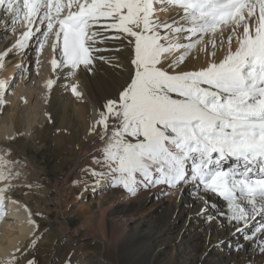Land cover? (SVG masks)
Returning <instances> with one entry per match:
<instances>
[{
  "label": "snow or ice",
  "instance_id": "6c2138e0",
  "mask_svg": "<svg viewBox=\"0 0 264 264\" xmlns=\"http://www.w3.org/2000/svg\"><path fill=\"white\" fill-rule=\"evenodd\" d=\"M173 9L175 16L159 19ZM0 24L17 34L0 51V68L10 52H25L33 38L46 42L50 35L58 53L51 67L69 76L81 69L91 74L97 60H119L97 53L130 46V81L106 100L90 129L99 128L102 141L93 156L98 167L88 170L93 183L133 196L153 186L199 184L226 202L230 215H221L234 231L262 218L254 232L264 252V0H0ZM110 40L122 43L103 47ZM197 48L207 51L206 66L185 72L162 66L169 59V67L183 64ZM218 49L225 50L219 61ZM7 87L0 79V103ZM78 88L70 85L81 97ZM8 163L0 154V180L8 179ZM6 191L0 188V208Z\"/></svg>",
  "mask_w": 264,
  "mask_h": 264
},
{
  "label": "bare ground",
  "instance_id": "6f19581e",
  "mask_svg": "<svg viewBox=\"0 0 264 264\" xmlns=\"http://www.w3.org/2000/svg\"><path fill=\"white\" fill-rule=\"evenodd\" d=\"M156 7L162 6L156 5ZM157 15L162 22L167 21L176 15V10L161 11ZM16 38V33H9L4 25L0 24V51L13 43ZM49 40H51L52 45L54 36ZM121 43V41L110 40L103 47L114 49ZM38 44L44 45L42 40L33 38L25 52L19 54L15 50L10 52L4 60L3 67L0 68V79L7 81L8 84L7 89L2 93V99L5 100L4 96L8 90L10 91L8 106L5 107V103H0V113L6 112L4 128L1 132V137L5 140H2L4 143H8L14 139L15 142L20 143L23 142L22 138H18L21 134L25 138L29 136L35 142L36 136L41 135L39 131L41 126L46 129V132L54 129L57 132L53 134V137L51 135L52 144L56 146V149L59 148L58 152L63 150L65 160H73L75 149L81 147L83 152L72 163L71 169L85 170L94 163L93 156L100 155L98 151L102 146V141L98 135L100 130L97 128L96 132L90 131L93 123L99 119V110L104 106L107 99L118 97L133 74L131 48L125 43L122 51L108 50L97 53V55L109 58L118 56L119 60H113L111 63L97 60L95 70L91 74L81 69L74 76H69L68 69L53 71L50 61L54 55L58 56V53H54L52 46L50 48L51 56L44 57L42 55L49 67L44 74L39 72V59L43 46L38 50ZM233 47H235V43ZM207 51H211L210 45ZM207 51H200L197 48L191 52L183 64L166 67L172 63L169 59L162 66L169 72L195 71L207 65L210 58ZM179 54L176 53L175 55L178 56ZM224 54V49H218L214 59L219 61ZM116 64L120 66L117 67ZM31 65V72L37 73L35 76L39 78L37 85L40 84L42 94L35 90L34 86L30 85L31 87L28 88L25 86V77L29 67L31 69ZM49 79L54 80L52 88L47 87ZM72 84H78V90L82 93L81 97L71 95L70 85ZM4 93L6 94L3 96ZM25 105L31 111V116L24 124L14 110L19 106L25 107ZM36 125H40V127L38 128ZM4 143H0V154L5 159L13 161L17 157L12 153L14 151L25 159L31 177H37L42 172V169H38L34 161L29 160L24 151L20 152L15 147L6 146ZM6 147L11 148V150L5 149ZM230 163L231 161H229ZM4 170L8 177L17 175L14 170L7 168ZM17 180L10 178L5 181L16 182ZM2 184L4 181L0 180V188H5L7 191L4 194L5 204L0 208V264H6L7 261L9 264L13 259L16 260V264H22L26 262L28 250H30L33 240L41 245L45 236L41 237L43 233L39 232L40 228L38 229L35 218L36 213L27 204L31 196H24L25 198L21 199V192L25 191V188L28 190L27 186L20 184L15 188L12 185ZM49 184L52 185L51 182ZM105 184L94 185L97 190L106 189L107 193L100 194L97 199L93 198L88 210H84V204L79 203L83 206L81 211L82 224H87L88 228L91 229L90 231L92 233L94 231L96 240L100 242L101 258L105 261L102 264H264V252L258 248L260 240L258 234L254 232L262 218H257L254 223L250 222L244 231H234L236 225L226 216L221 215V213H229L226 202L217 194L204 191L199 184L189 183L177 188H170L166 185L153 186L139 191L135 196L129 194L122 187L108 186L109 188H107ZM81 194L83 196L84 193ZM82 206L80 207L82 208ZM202 209L204 211H201ZM214 211L217 212L214 218L215 222L227 226V232L223 233L221 238L219 234V237L216 234L213 236L214 239H208L207 236L214 233L213 228L208 225L212 229L207 231L203 237L205 243L202 253L194 250L196 252L192 256L183 257L182 252H177L176 256L173 257L174 259L163 261L165 254L163 246L166 245L167 239L170 241L178 240V243H181L184 237L189 235L193 239L195 237L201 238L197 233L191 235V232L200 228L195 224L197 225L201 218ZM184 216L187 218L180 226L179 223L183 221ZM9 218L10 220H7ZM152 219L158 226L146 231L145 226L152 222ZM59 220L58 217L55 221L49 222L48 228L58 230L64 235L62 230L64 222ZM63 220L69 226L75 223L74 218L69 217ZM129 224H134V227L128 229ZM172 233L175 236L168 237ZM249 233L257 235L255 242L247 239ZM67 237L68 242L73 241L77 238V232L73 231ZM45 242L47 241H44V245ZM240 245L243 247H238Z\"/></svg>",
  "mask_w": 264,
  "mask_h": 264
},
{
  "label": "rangeland",
  "instance_id": "374dc122",
  "mask_svg": "<svg viewBox=\"0 0 264 264\" xmlns=\"http://www.w3.org/2000/svg\"><path fill=\"white\" fill-rule=\"evenodd\" d=\"M51 37L52 36L50 35L49 38L47 39L49 43L47 41L46 42L43 41L44 43L43 50H42V53L39 59L40 63H39L38 69H39V72L43 74L47 71L46 69H48L49 67V64L44 60V57L51 56V50H50L51 40H49L51 39ZM42 55L44 56L43 58H42ZM166 67H168V65ZM31 70H32V65H31V69L29 67V71L27 72V76H26L27 78L25 77V86L27 88L34 86L35 87L34 89L37 91H40V93L42 94L43 92H42L40 84L37 85L38 80H39V78L35 76L37 73L31 72ZM9 93L10 91L8 90L7 94L6 93L3 94V96L5 94L7 95V96L6 95L4 96L6 102L3 99V103H5L4 104L5 107L8 106L7 102H8ZM71 95L75 97V95L72 92H71ZM14 111L17 114V116L20 117V119L22 120V123L24 124L27 122V120L31 116V111L28 109L27 105H25V107L19 106L15 108ZM5 119H6V112L0 113V141H1L0 143L1 144L2 142L4 143L3 140H5L3 139V137H1V132L3 131V128H4L3 126H4ZM39 127L40 125L38 126V128ZM39 131L41 135L39 134L40 136L39 135L36 136L35 142H33V140L29 136H28L29 138L28 137L25 138L21 134H19L18 138H22L21 140H23V142L17 143L13 139L9 141L8 143H4L6 146L8 145V146L15 147L20 152L24 151L26 156H28L29 160L34 161L38 169H42V172H40V174L37 177H31L29 174L28 164L25 163L26 162L25 159L14 151H12V153L15 155V157L17 156L19 160L17 157L13 161L6 159L9 163L4 166V168H7L12 171L14 170V172L17 173V175L13 177L10 176L8 177V179L10 178L18 179L16 182L15 181L10 182V181L3 180L5 185H8V186L12 185V186H15V188L16 186H20V184L21 186L22 185L27 186L28 190H26L25 188L26 192L25 191L21 192L22 193L21 199L31 196L29 197L27 204L32 208V211L36 213L35 218L38 224V229L40 228L39 232L41 234L42 233L44 234V235L42 234L41 237L45 236V240H43V243L41 245L39 244V242L33 240L31 247L29 248L30 250H28V255L25 261L27 262V260H33L34 264H102V262L105 263V261L102 260L101 258L102 256L100 254L102 253L100 242L96 240V238L94 237L95 236L94 231L92 233L90 231L91 229L88 228L87 224L86 225L82 224L83 217L81 214V211L83 210V206H82L83 204L85 206L84 210H88V208L92 204L93 198L97 199L100 196V194L107 193L106 189L97 190V188L94 186L95 184L93 183V177L90 175V172L88 171L89 169H95L98 166L95 163H93L91 166H89V168L88 167L85 168V170H79L78 168L75 170H72L71 169L72 163L83 152L81 147H77L76 148L77 150L75 149L73 160H68V159L65 160L64 151L60 150L58 152L59 148L56 149V146L52 144L53 143L52 137L54 136L53 134L56 133L57 131L53 129V130H50V132L48 131L46 132V129H43L42 126L39 128ZM43 137H46V138H43ZM5 149L11 150V148L9 147H6ZM48 181L51 182L52 185H50ZM105 185L107 188L111 187L107 183ZM83 188L84 190H82ZM81 193H84L83 196H81L82 195ZM82 197L84 200L82 199ZM56 199H59V200H56ZM79 203H81L82 205ZM4 204L5 202L3 203V206ZM164 205L166 206V204ZM80 206H82V208ZM103 207H107V206H103ZM219 210H216V211L219 212ZM216 211H214L213 213H209L207 216L201 218L199 222L197 223V225L195 224V226H199L200 228L198 230H195V232L192 231L191 235H193V233L194 234L197 233L199 236H201V238L198 239L197 237H195L193 239V237L189 235V236L184 237L182 241L183 243L182 242L178 243V240L170 241L167 239L166 245L163 246L164 251H165V254L163 255V261L174 259L173 257L176 256L177 252H182L183 257L192 256L196 252L194 250H197L199 251V253L200 252L202 253L203 244L205 243L203 237L205 236V233L211 230L212 228H213L214 233L213 235L211 234L208 236L206 235L207 237H209L208 239L210 238L214 239L215 237L213 236H215L216 234L217 236L219 234L221 238V236L224 235L223 233L227 232L226 230L227 226L226 224H222V223L217 224L215 222L214 218L217 215ZM79 213L80 215H77ZM58 217L60 218L61 221L64 222V226H62L64 235H62V233H59L58 230H52L51 228H48L49 222L55 221ZM69 217L75 219V223H73V225L71 226L67 225V223L63 220L64 218L67 219ZM186 218L187 217L184 216L183 221L179 223L180 226L183 224V222H185ZM7 220H10V218ZM208 225L212 228H210ZM157 226H158L157 223L154 222L152 219V222L147 224L145 228H147L146 231H148L149 228H152V227L156 228ZM133 227H134V224H129L128 229L133 228ZM70 231L77 232V238L73 239V241L68 242L67 235L71 233ZM88 232L90 235L88 234ZM87 234L90 237H88ZM172 236H175V234L172 233L168 237H172ZM44 241H47L45 242V245H44ZM7 262L6 264H8ZM26 262L22 264H26Z\"/></svg>",
  "mask_w": 264,
  "mask_h": 264
}]
</instances>
